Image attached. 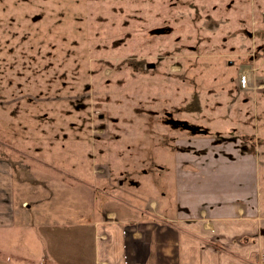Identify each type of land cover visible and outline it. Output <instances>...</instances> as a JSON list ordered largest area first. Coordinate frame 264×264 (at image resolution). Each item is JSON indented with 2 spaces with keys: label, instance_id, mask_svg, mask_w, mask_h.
Returning a JSON list of instances; mask_svg holds the SVG:
<instances>
[{
  "label": "rangeland",
  "instance_id": "374dc122",
  "mask_svg": "<svg viewBox=\"0 0 264 264\" xmlns=\"http://www.w3.org/2000/svg\"><path fill=\"white\" fill-rule=\"evenodd\" d=\"M188 140L264 150V0H0L12 214L76 227L108 210L172 217ZM33 226L0 229V248L36 264Z\"/></svg>",
  "mask_w": 264,
  "mask_h": 264
},
{
  "label": "crops",
  "instance_id": "0c3cea01",
  "mask_svg": "<svg viewBox=\"0 0 264 264\" xmlns=\"http://www.w3.org/2000/svg\"><path fill=\"white\" fill-rule=\"evenodd\" d=\"M194 142H180L182 151L175 155L174 187L181 205L174 216L154 213L135 220L128 209L108 210L103 218L77 227L70 221L50 222L38 212L35 223L12 214L15 177L10 162H0V229L29 230L34 224L38 264H262L264 150L255 152L258 157L250 151L237 156L231 154L236 141ZM12 252L0 248V264L1 256L4 263L32 260Z\"/></svg>",
  "mask_w": 264,
  "mask_h": 264
},
{
  "label": "flooded vegetation",
  "instance_id": "af4514ba",
  "mask_svg": "<svg viewBox=\"0 0 264 264\" xmlns=\"http://www.w3.org/2000/svg\"><path fill=\"white\" fill-rule=\"evenodd\" d=\"M152 65V66H151ZM153 67V64L151 63V64H149V68H152ZM243 72V71H242ZM246 82H247V80H246ZM246 84V83H245ZM244 84V85H245ZM100 116H102V115H100ZM174 125V124H173ZM177 125H180V126H182L183 125V128L185 129V130H187V131H190V132H195L196 131V129L197 128H195V127H193V126H189V125H187V124H184V123H182V122H179V123H177ZM186 127H190L189 129L188 128H186ZM200 131H203V130H199L198 132L200 133ZM203 133H204V131H203ZM203 133H201V134H203Z\"/></svg>",
  "mask_w": 264,
  "mask_h": 264
},
{
  "label": "built area",
  "instance_id": "2783aa9c",
  "mask_svg": "<svg viewBox=\"0 0 264 264\" xmlns=\"http://www.w3.org/2000/svg\"><path fill=\"white\" fill-rule=\"evenodd\" d=\"M241 82L244 85L246 83V79L242 77ZM261 262H262V264H264V257L262 258Z\"/></svg>",
  "mask_w": 264,
  "mask_h": 264
},
{
  "label": "water",
  "instance_id": "95a60500",
  "mask_svg": "<svg viewBox=\"0 0 264 264\" xmlns=\"http://www.w3.org/2000/svg\"><path fill=\"white\" fill-rule=\"evenodd\" d=\"M151 66H152V65H151ZM186 128H188V129H189L190 127H186ZM200 133H203V131H200Z\"/></svg>",
  "mask_w": 264,
  "mask_h": 264
}]
</instances>
